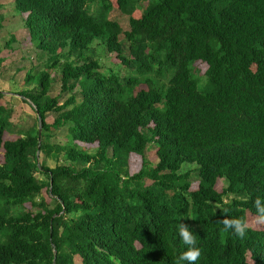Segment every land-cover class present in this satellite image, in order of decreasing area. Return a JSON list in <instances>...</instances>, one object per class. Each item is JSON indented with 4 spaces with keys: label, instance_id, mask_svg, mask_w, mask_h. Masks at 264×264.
Listing matches in <instances>:
<instances>
[{
    "label": "trees",
    "instance_id": "obj_1",
    "mask_svg": "<svg viewBox=\"0 0 264 264\" xmlns=\"http://www.w3.org/2000/svg\"><path fill=\"white\" fill-rule=\"evenodd\" d=\"M117 5L126 31L109 18L110 0H15L44 63L26 72L31 88L19 95L46 134L39 140L36 126L4 140L13 111L0 90V264H177L188 247L181 224L200 249L193 264H264V226H247L253 200L264 204V0ZM97 46L120 66L107 70ZM64 127L69 143H49ZM77 142L98 147L90 154ZM39 153L71 163L51 169ZM131 154L143 163L134 175ZM236 218L246 222L242 237L222 223Z\"/></svg>",
    "mask_w": 264,
    "mask_h": 264
},
{
    "label": "rangeland",
    "instance_id": "obj_2",
    "mask_svg": "<svg viewBox=\"0 0 264 264\" xmlns=\"http://www.w3.org/2000/svg\"><path fill=\"white\" fill-rule=\"evenodd\" d=\"M3 2L0 7V58H3V63L0 67V90L4 92V98L1 100V105L13 111L11 122L13 132L6 133L4 140L15 141L19 136L24 134L30 128L36 126L39 127L37 121V115L29 101H25L19 94L25 90L31 88L30 85L25 84L26 72L31 70L32 67L38 69H44V63L38 60V50L31 43L28 31L25 29L21 19L26 18L27 15H18L13 7H6L7 1L12 3L14 0H2ZM118 0H110L112 5V11L109 18L121 25L126 31L129 29V17L124 15L118 8ZM148 5V2H141L139 9L133 14V17L140 18L142 16L143 9ZM13 37L15 39H13ZM9 44V46H7ZM96 57L100 59L102 65L107 70H112L120 66L119 60L116 55H107L103 52L101 46L96 47ZM46 60V59H45ZM197 67L200 70V75L203 76L207 70L205 63H197ZM122 76H126L128 71L123 67H120ZM51 78L53 79V90L52 95L57 96L60 93V72L52 71ZM153 78V74L147 75ZM144 78V77H143ZM33 87V86H32ZM140 89H146L145 85H141ZM64 101V100H62ZM54 116L50 114L47 118L48 124L54 123ZM41 134H46L41 128ZM49 143L53 145H63L69 143V136L67 128H61L60 130L52 131L50 134ZM82 150L89 152L90 154L95 153L97 144H87L77 142ZM3 150L0 151V163H3ZM147 159L153 164L158 163L157 148L154 145H150L147 151ZM39 163L45 164L47 167L53 169L58 165H70L71 162L66 160L62 155L58 156L53 153L51 155H45V153H39ZM129 173L131 175L137 174L142 169V158L136 154L129 155ZM195 166L185 167L183 171L194 170ZM193 183L191 186L192 191L198 189V182L194 179L195 173L192 175ZM38 178L44 179L43 176L37 175ZM151 182L148 181V184ZM225 184L222 180H219L216 186L217 192L221 193ZM43 197L50 203V197L45 189L43 191ZM28 210H32L30 204H26ZM34 211V210H33ZM247 226L256 230L263 229L264 223L251 213L247 212ZM80 260L76 258V264H80Z\"/></svg>",
    "mask_w": 264,
    "mask_h": 264
},
{
    "label": "clouds",
    "instance_id": "obj_3",
    "mask_svg": "<svg viewBox=\"0 0 264 264\" xmlns=\"http://www.w3.org/2000/svg\"><path fill=\"white\" fill-rule=\"evenodd\" d=\"M253 204L256 210V216L260 221H264V204H262V198L257 196L253 200ZM224 229H231L235 235L243 236L245 234L246 222L242 218L236 219H224L222 221ZM178 235L182 240L183 244L187 245V250L180 253L177 264H180L182 261H187L188 264H193L200 256V249L196 247V241L193 234L189 229L181 224L178 228Z\"/></svg>",
    "mask_w": 264,
    "mask_h": 264
},
{
    "label": "crops",
    "instance_id": "obj_4",
    "mask_svg": "<svg viewBox=\"0 0 264 264\" xmlns=\"http://www.w3.org/2000/svg\"><path fill=\"white\" fill-rule=\"evenodd\" d=\"M3 1L2 0H0V7L2 8L3 6L1 5V3H2ZM6 3H8V4H5V8L6 7H13V9L15 10V12L18 14V15H16V17H18L19 18V13L17 12V10H16V8H15V0L12 2V3H10V2H6ZM21 22L24 24V18L23 19H21ZM13 39H15L14 37H13ZM8 45V44H7ZM1 59V58H0ZM3 59V58H2Z\"/></svg>",
    "mask_w": 264,
    "mask_h": 264
},
{
    "label": "water",
    "instance_id": "obj_5",
    "mask_svg": "<svg viewBox=\"0 0 264 264\" xmlns=\"http://www.w3.org/2000/svg\"><path fill=\"white\" fill-rule=\"evenodd\" d=\"M41 139V125L39 127V140Z\"/></svg>",
    "mask_w": 264,
    "mask_h": 264
},
{
    "label": "bare ground",
    "instance_id": "obj_6",
    "mask_svg": "<svg viewBox=\"0 0 264 264\" xmlns=\"http://www.w3.org/2000/svg\"><path fill=\"white\" fill-rule=\"evenodd\" d=\"M249 163H251V162H249Z\"/></svg>",
    "mask_w": 264,
    "mask_h": 264
}]
</instances>
